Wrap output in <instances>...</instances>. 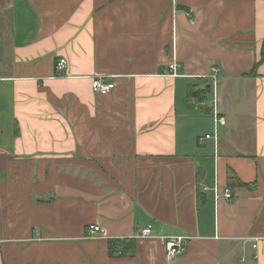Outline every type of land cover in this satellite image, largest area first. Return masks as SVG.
Segmentation results:
<instances>
[{"label":"crops","instance_id":"obj_1","mask_svg":"<svg viewBox=\"0 0 264 264\" xmlns=\"http://www.w3.org/2000/svg\"><path fill=\"white\" fill-rule=\"evenodd\" d=\"M0 264H264V0H0Z\"/></svg>","mask_w":264,"mask_h":264},{"label":"built area","instance_id":"obj_2","mask_svg":"<svg viewBox=\"0 0 264 264\" xmlns=\"http://www.w3.org/2000/svg\"><path fill=\"white\" fill-rule=\"evenodd\" d=\"M187 16L189 17L191 22H193V12L192 11L187 12ZM66 65H67L66 59L60 58L57 61L55 68L57 71H62L63 69H65ZM178 67H179V63L177 61H174L173 63L170 64V69L173 71L175 76L179 75L177 73ZM218 70H219L218 68L213 67L212 73L209 75V78L211 80L210 88L213 90V94H214L213 99L209 102L206 97H203L201 100V104L210 103L216 124L224 125L226 124V120L223 116H221L219 106H218V103H219ZM114 87H115V83L106 80V77L103 75L96 76L92 79V88H93V91L96 93L105 94L113 90ZM212 136L216 137V134L215 135L207 134L204 137H201L200 141L202 142L204 138H211ZM209 189L213 190L216 198L220 196L217 185H215L212 188L204 187V190H209ZM224 196L227 199H231V194L228 189H226ZM101 234H104V229L99 225H90L87 228V236L89 237H95ZM152 236H153L152 229L150 227H146L142 229L141 232L138 234V237H142V238H149ZM158 237L161 240V242L164 243L166 247V256L169 261L177 259L179 256H181L185 252L186 247H187V242L189 240V237L187 236H158Z\"/></svg>","mask_w":264,"mask_h":264},{"label":"trees","instance_id":"obj_3","mask_svg":"<svg viewBox=\"0 0 264 264\" xmlns=\"http://www.w3.org/2000/svg\"><path fill=\"white\" fill-rule=\"evenodd\" d=\"M191 94H192V92H191ZM230 182L232 183L233 182V180H232V178H230ZM113 245V244H112ZM118 246H120L121 247V254H126V251L125 250H127L126 249V245H125V241H122V242H119V245ZM114 246H112V248H113ZM113 251V250H112Z\"/></svg>","mask_w":264,"mask_h":264},{"label":"rangeland","instance_id":"obj_4","mask_svg":"<svg viewBox=\"0 0 264 264\" xmlns=\"http://www.w3.org/2000/svg\"><path fill=\"white\" fill-rule=\"evenodd\" d=\"M212 98V97H211ZM211 98H208V101H210L211 100Z\"/></svg>","mask_w":264,"mask_h":264}]
</instances>
